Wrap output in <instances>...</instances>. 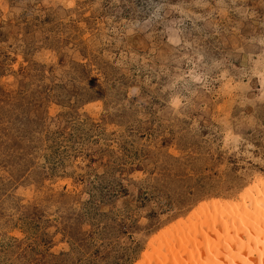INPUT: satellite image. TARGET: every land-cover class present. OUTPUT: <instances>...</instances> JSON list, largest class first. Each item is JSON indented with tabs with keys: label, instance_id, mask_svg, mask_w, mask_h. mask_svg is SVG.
Masks as SVG:
<instances>
[{
	"label": "rangeland",
	"instance_id": "374dc122",
	"mask_svg": "<svg viewBox=\"0 0 264 264\" xmlns=\"http://www.w3.org/2000/svg\"><path fill=\"white\" fill-rule=\"evenodd\" d=\"M261 181L264 0H0V264H160Z\"/></svg>",
	"mask_w": 264,
	"mask_h": 264
},
{
	"label": "bare ground",
	"instance_id": "6f19581e",
	"mask_svg": "<svg viewBox=\"0 0 264 264\" xmlns=\"http://www.w3.org/2000/svg\"><path fill=\"white\" fill-rule=\"evenodd\" d=\"M207 211L210 215L204 219L208 222L201 229L194 218L190 224L195 231L184 236L185 227L179 229V239L166 248L162 245L155 257L160 264H264V181L243 196L241 203L216 202Z\"/></svg>",
	"mask_w": 264,
	"mask_h": 264
}]
</instances>
